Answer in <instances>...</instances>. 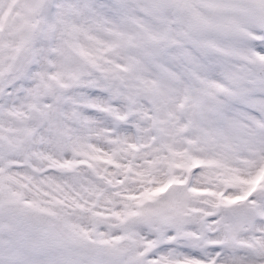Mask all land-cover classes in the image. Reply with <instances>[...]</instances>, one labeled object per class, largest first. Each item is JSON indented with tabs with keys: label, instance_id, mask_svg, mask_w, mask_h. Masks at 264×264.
Wrapping results in <instances>:
<instances>
[{
	"label": "snow or ice",
	"instance_id": "obj_1",
	"mask_svg": "<svg viewBox=\"0 0 264 264\" xmlns=\"http://www.w3.org/2000/svg\"><path fill=\"white\" fill-rule=\"evenodd\" d=\"M0 264H264V0H0Z\"/></svg>",
	"mask_w": 264,
	"mask_h": 264
}]
</instances>
